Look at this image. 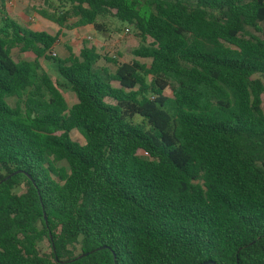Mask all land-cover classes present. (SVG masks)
Listing matches in <instances>:
<instances>
[{
  "label": "trees",
  "instance_id": "16d2710c",
  "mask_svg": "<svg viewBox=\"0 0 264 264\" xmlns=\"http://www.w3.org/2000/svg\"><path fill=\"white\" fill-rule=\"evenodd\" d=\"M44 2L53 34L0 17V264H264V0ZM68 18L142 42L59 59Z\"/></svg>",
  "mask_w": 264,
  "mask_h": 264
},
{
  "label": "rangeland",
  "instance_id": "374dc122",
  "mask_svg": "<svg viewBox=\"0 0 264 264\" xmlns=\"http://www.w3.org/2000/svg\"><path fill=\"white\" fill-rule=\"evenodd\" d=\"M59 6L55 5L56 10L59 11L58 13H64L68 9V6L64 8ZM42 11H45L48 15L55 12L54 8L50 7L47 2H44V0H15L10 8L6 7L5 0H0V17L6 16L17 22H22L27 19L31 29L34 31H46L49 34L57 32L59 29L58 26L41 16L40 13ZM103 22L102 31H97L91 26L69 29L75 23V19H66L61 29L59 39L53 47L55 56L59 59L66 58L68 56V48L77 54L82 44L87 42L88 45L95 47L101 56L107 58L115 56V59L119 63L131 62L134 59L131 55V51L137 48L142 42L135 34L132 26L119 23L112 18H107L103 20ZM147 42H149V40ZM11 58L15 62H31L34 59V56L31 53H21L18 49H15L11 52ZM141 62L148 63L144 60H141ZM97 65L99 67L109 68L110 71L114 70L112 65L107 64L103 60H100ZM42 68L50 76L52 81L63 85V81L56 75L52 67L43 65ZM60 90L69 105L73 104L75 101L73 94L66 87H63ZM8 103L11 106H14L15 101L8 100ZM262 105L264 107V95L262 97ZM71 138L76 142L84 144L83 138L76 131L71 133ZM140 155L144 156L143 153H140ZM62 165L63 164H58L57 166ZM38 249L41 254H49V242L44 239L38 244Z\"/></svg>",
  "mask_w": 264,
  "mask_h": 264
},
{
  "label": "water",
  "instance_id": "95a60500",
  "mask_svg": "<svg viewBox=\"0 0 264 264\" xmlns=\"http://www.w3.org/2000/svg\"><path fill=\"white\" fill-rule=\"evenodd\" d=\"M18 173H20V172H15V173H13V174L7 176V177L5 178V180H6V179H9L10 177H12V176H14L15 174H18ZM3 181H4V180H3ZM44 218H45V217H44ZM105 248H106V247H102V248H98V249H96V250H93V251H91V252H89V253L80 254L79 256H77V258H75V260L80 259V258H82V257H86V256H88V255H90V254H93L94 252H96V251H98V250H100V249H105ZM201 264H214V263L211 262V261H207V262H204V263H201Z\"/></svg>",
  "mask_w": 264,
  "mask_h": 264
},
{
  "label": "built area",
  "instance_id": "2783aa9c",
  "mask_svg": "<svg viewBox=\"0 0 264 264\" xmlns=\"http://www.w3.org/2000/svg\"><path fill=\"white\" fill-rule=\"evenodd\" d=\"M14 1H15V0H5V2H6V7H7V8H10V7L12 6V4H13Z\"/></svg>",
  "mask_w": 264,
  "mask_h": 264
}]
</instances>
